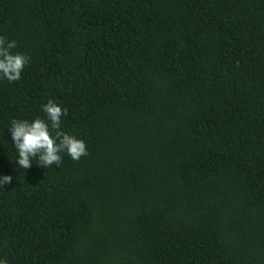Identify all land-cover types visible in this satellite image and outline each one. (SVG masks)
I'll return each instance as SVG.
<instances>
[{"label": "trees", "instance_id": "16d2710c", "mask_svg": "<svg viewBox=\"0 0 264 264\" xmlns=\"http://www.w3.org/2000/svg\"><path fill=\"white\" fill-rule=\"evenodd\" d=\"M7 264H264V0H0ZM88 155L22 169L13 119Z\"/></svg>", "mask_w": 264, "mask_h": 264}, {"label": "clouds", "instance_id": "9594fccd", "mask_svg": "<svg viewBox=\"0 0 264 264\" xmlns=\"http://www.w3.org/2000/svg\"><path fill=\"white\" fill-rule=\"evenodd\" d=\"M16 46V41H6L0 36V78L9 82L21 79V73L30 60L26 54L13 53L11 50ZM43 112L47 120L39 117L31 121L13 119L7 128L18 154L16 163L22 169L30 168L34 158L39 166L47 168L54 164L59 166L62 153L77 161L88 155L85 142L61 128V117L67 115L66 109L49 99L43 105ZM12 179L11 176H0V188L10 184ZM0 264H7V260L0 259Z\"/></svg>", "mask_w": 264, "mask_h": 264}]
</instances>
